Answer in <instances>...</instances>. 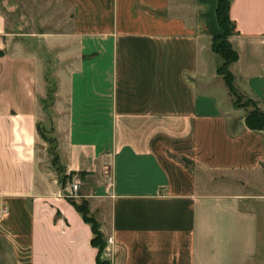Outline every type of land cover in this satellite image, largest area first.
Wrapping results in <instances>:
<instances>
[{
	"label": "crops",
	"instance_id": "1",
	"mask_svg": "<svg viewBox=\"0 0 264 264\" xmlns=\"http://www.w3.org/2000/svg\"><path fill=\"white\" fill-rule=\"evenodd\" d=\"M218 1L60 0V32L24 41L0 8V264H97L91 226L63 195L71 172L85 173L77 199L111 264H264V128L218 72ZM230 2L229 69L264 108V0ZM35 39L58 64L63 172L37 129L49 90Z\"/></svg>",
	"mask_w": 264,
	"mask_h": 264
},
{
	"label": "trees",
	"instance_id": "2",
	"mask_svg": "<svg viewBox=\"0 0 264 264\" xmlns=\"http://www.w3.org/2000/svg\"><path fill=\"white\" fill-rule=\"evenodd\" d=\"M230 0H219L217 5V17L218 22L222 28V32L213 38V50L218 53L222 58L223 62L218 68V72L223 76V79L229 89V92L234 97L233 103L236 107L247 108L246 122L251 129H263L264 128V108L258 105V102L252 98L244 96L235 86L234 75L231 73L229 66L239 58L238 51L233 47L230 36L236 32V22L230 16ZM4 52L0 50V55ZM52 99L51 96H49ZM37 129L46 142L50 144L49 153L53 158V166L57 170L62 171V167H57L60 163L59 154L57 152L58 142L56 137L50 136L49 131L45 130L41 122H38ZM189 166L190 162L185 161ZM83 172H71L69 175H62L60 182L65 185L66 182L71 181L74 176H82ZM68 202L76 209V211L82 216L84 222L89 224L92 229V240L91 244L93 247L98 249L97 264H111L109 260L104 258V253L107 247V240L101 231V224L97 219L90 214L89 202L85 199L78 201L73 198L65 197Z\"/></svg>",
	"mask_w": 264,
	"mask_h": 264
},
{
	"label": "rangeland",
	"instance_id": "3",
	"mask_svg": "<svg viewBox=\"0 0 264 264\" xmlns=\"http://www.w3.org/2000/svg\"><path fill=\"white\" fill-rule=\"evenodd\" d=\"M0 8L7 16L9 21L8 25L12 32L18 33V39L21 38L24 41V38L27 36L30 38V34L60 32V15H62L60 11V0H0ZM29 43H31V45L28 46L29 48H36L37 51L44 53V59L48 61L45 71V80L49 90L48 98L44 102L46 118L41 123L45 130L50 132L49 135L55 137V133L53 132L54 123L52 121V107L58 85L55 75L57 62L53 53H47V49L41 41H36L35 39L29 41ZM49 96H51L52 99H50ZM57 167L59 168L60 164ZM257 175L258 176L255 177L254 180L256 179L259 186L255 188L258 189L257 192L260 193V186H263L261 183L264 184V171ZM77 177L78 176H74L71 181H68L69 184L74 180H78ZM83 190H85V186L80 188L79 195L83 193ZM248 190H251V192L254 191L250 187H248ZM262 193L264 194V186ZM76 200L81 201L82 199ZM257 205L259 206V204H256V206Z\"/></svg>",
	"mask_w": 264,
	"mask_h": 264
},
{
	"label": "built area",
	"instance_id": "4",
	"mask_svg": "<svg viewBox=\"0 0 264 264\" xmlns=\"http://www.w3.org/2000/svg\"><path fill=\"white\" fill-rule=\"evenodd\" d=\"M80 182L78 180H74L69 187H67L64 190V197H68V198H73V199H77L79 197V192H80ZM1 216V215H0Z\"/></svg>",
	"mask_w": 264,
	"mask_h": 264
}]
</instances>
